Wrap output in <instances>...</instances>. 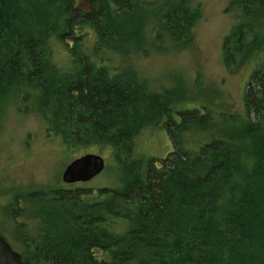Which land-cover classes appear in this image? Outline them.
Instances as JSON below:
<instances>
[{"label":"trees","instance_id":"trees-1","mask_svg":"<svg viewBox=\"0 0 264 264\" xmlns=\"http://www.w3.org/2000/svg\"><path fill=\"white\" fill-rule=\"evenodd\" d=\"M147 1L0 0V104L30 98L49 136L70 153L110 148L124 175L118 188L65 192L61 203L55 194L34 195L41 222L53 218L38 237L25 238V263L264 264V0H234L243 21L223 41L229 74L260 61L240 122L185 107L178 89L150 94L136 74L109 66L110 54L128 60L143 52L152 34L187 41L202 20L189 0ZM152 12L158 27L147 22ZM60 49L69 53L64 65ZM161 126L174 151L142 162L136 138ZM187 132L198 143L192 150ZM115 222L127 225L124 233L111 230Z\"/></svg>","mask_w":264,"mask_h":264},{"label":"rangeland","instance_id":"rangeland-1","mask_svg":"<svg viewBox=\"0 0 264 264\" xmlns=\"http://www.w3.org/2000/svg\"><path fill=\"white\" fill-rule=\"evenodd\" d=\"M189 1L201 7L202 13V20L189 40L174 43L169 36L162 35L159 40L152 34L145 42L143 52H130L128 60L110 54L107 57L109 66L136 74L143 82L144 90L150 94L167 96L172 89H178L177 94L182 95V101L185 99V107L206 106L214 112L216 122L222 121L221 114H234L235 120L240 122L246 119V91L260 64V61H251L235 75L229 74L225 68L223 41L243 21L241 14L232 7L234 0ZM149 3L154 1L146 2ZM159 5H167V1L159 0ZM146 17L151 27H158L159 14L152 12ZM56 59L59 65H64L69 53L60 49ZM21 97L0 104L5 105L0 110V232L20 252L25 238L38 237L53 218L50 213L47 223H42L39 200H33L29 195L52 197L56 192L54 201L61 203L65 200L62 197L65 192L82 195L90 188L92 192L99 188L115 189L124 180V175L115 168L110 148L91 146L70 153L58 137L49 136L45 119L34 101ZM179 110H184V106ZM174 118L182 123L181 116ZM185 136L187 147L194 149L198 143L191 144L190 140L195 135L187 132ZM173 151L174 145L162 126L149 128L136 138V156L142 162H160ZM86 154L103 156L107 162L105 171L85 185L64 184L62 175L67 166ZM94 196L100 198L99 192ZM126 227L123 222H115L111 230L119 235Z\"/></svg>","mask_w":264,"mask_h":264},{"label":"water","instance_id":"water-1","mask_svg":"<svg viewBox=\"0 0 264 264\" xmlns=\"http://www.w3.org/2000/svg\"><path fill=\"white\" fill-rule=\"evenodd\" d=\"M107 166L103 156L86 154L77 158L67 166L62 182L67 185L87 183L101 175ZM0 264H28L23 261L22 255L15 251L11 244L0 234Z\"/></svg>","mask_w":264,"mask_h":264},{"label":"flooded vegetation","instance_id":"flooded-vegetation-1","mask_svg":"<svg viewBox=\"0 0 264 264\" xmlns=\"http://www.w3.org/2000/svg\"><path fill=\"white\" fill-rule=\"evenodd\" d=\"M86 184V183H85ZM84 183H77V184H73V185H71V186H74V185H85ZM54 194H56V192H54ZM30 196V198H33V196L34 195H29ZM19 203H21V201H19ZM0 234L3 236V234L0 232ZM4 237V236H3ZM5 238V237H4ZM6 239V238H5ZM7 240V239H6ZM8 241V240H7ZM9 242V241H8ZM10 243V242H9ZM11 244V243H10ZM11 246H12V244H11ZM13 247V246H12ZM13 249L15 250V251H17L14 247H13ZM17 252H20V251H17Z\"/></svg>","mask_w":264,"mask_h":264},{"label":"bare ground","instance_id":"bare-ground-1","mask_svg":"<svg viewBox=\"0 0 264 264\" xmlns=\"http://www.w3.org/2000/svg\"><path fill=\"white\" fill-rule=\"evenodd\" d=\"M255 39V38H254ZM143 108V107H142ZM140 110V109H139ZM166 118V117H165ZM191 118V117H190ZM196 120V119H195ZM126 179V178H125ZM125 184V183H124ZM148 195V194H147ZM118 200V199H117ZM136 204V203H135ZM120 205V204H119ZM114 247V246H113Z\"/></svg>","mask_w":264,"mask_h":264}]
</instances>
